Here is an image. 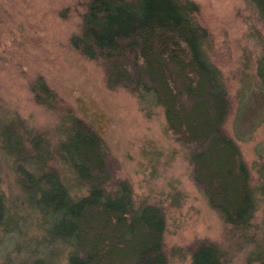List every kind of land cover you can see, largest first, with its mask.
Segmentation results:
<instances>
[{"label":"rangeland","instance_id":"374dc122","mask_svg":"<svg viewBox=\"0 0 264 264\" xmlns=\"http://www.w3.org/2000/svg\"><path fill=\"white\" fill-rule=\"evenodd\" d=\"M90 1L0 0V264H69L71 256H77L73 237L53 236L49 231L53 218L44 215L17 184L22 172L38 168L34 176L50 171L73 203L86 199L91 187L78 181L73 169L49 150L61 154L59 146L76 125L99 141V150L107 157V193L116 190L117 181L126 190L122 194L134 214L141 217L146 208L157 212L165 264H191L187 250L196 244L211 247L222 264H264V256L258 257L264 254V195L260 192L264 180V23L255 9L245 0H184L195 5L191 21L202 37L207 65L220 75L229 102L222 129L235 143L247 172L254 210L249 225L242 227L209 205L198 177L195 181L197 168L190 161L185 137L175 133L173 128L180 127L172 128L169 122L190 93L172 80L178 68L172 73L171 67L162 66L166 68L163 80L174 91L161 88V99H154L151 93L132 92L129 83L117 86L118 77H110L103 61L72 47ZM186 72L179 71L180 77ZM188 77L191 86L196 88L198 82L203 87L202 92H193L199 103L197 116H203L210 107L206 97L210 90L201 77L190 72ZM39 85L54 99L45 93L43 99L37 98L42 92ZM178 92L186 95L180 99ZM161 100L169 102L168 112ZM9 118L13 123L6 125ZM9 130L17 133L13 140L3 136ZM30 136L41 139L36 150L30 147ZM16 144L20 145L17 151L30 158L28 164L26 158L14 166L6 160L5 149ZM42 161L45 166L39 169ZM205 177H200L203 187L209 184V174ZM216 200L220 207L225 205L223 199ZM84 210L92 231L88 240L93 246L100 243L96 236L102 238L100 251H95L96 258L105 256L99 264H132L131 252L137 248L124 250L123 245L112 254L107 235L100 233L101 219L96 222L97 217L103 218L101 209ZM138 224L135 244L148 239L147 229Z\"/></svg>","mask_w":264,"mask_h":264},{"label":"trees","instance_id":"16d2710c","mask_svg":"<svg viewBox=\"0 0 264 264\" xmlns=\"http://www.w3.org/2000/svg\"><path fill=\"white\" fill-rule=\"evenodd\" d=\"M245 1L255 9L264 23V0ZM194 6L184 0H91L83 16L82 30L71 40V45L82 55L103 61L110 77H118L116 80L120 83L117 86H127L126 83H129L127 87L131 88L132 92L151 93L154 99H161L159 92L162 90L174 91L168 87L165 79L163 80L161 73L166 68L163 69L162 66L171 67L168 70L172 73L173 69L178 68L172 80L176 79L182 83L184 92L190 93L189 97L185 98L184 107L175 112L169 122L172 128L180 127L173 128L175 133L185 137L190 161L197 168L195 181L197 183L198 177V184L207 195L209 205L221 212L228 221L240 223L244 227L249 225L254 210L253 196L248 189L247 172L239 161L238 149L222 129L229 102L220 83V75L207 65L202 49V37L198 27L191 21ZM167 56L169 60L164 61ZM186 70L205 80L206 88L210 90L206 93L210 107L204 111L203 116H197L199 103L197 105V97L193 93L202 92L203 87L201 88L200 84L198 86V82L196 88L191 86L192 78L188 77L189 72L180 77L179 71L185 74ZM39 89L42 92L37 98L43 99L41 96L45 93L49 100L54 99V95L48 92L44 85H39ZM184 92L175 94L181 99V96L186 95ZM41 103L44 105L43 101ZM159 103L168 112L169 102L161 100ZM12 123L13 120L9 118L5 124ZM72 130L65 142L59 146L61 154L57 149L53 152L51 148L49 150L51 154L60 156V163L73 169L78 181H84L91 187L86 199L77 203L70 201L57 177L50 171L43 172L42 177H35L38 168L30 169L29 172H22V177L17 180L22 192L29 199L33 198L36 207L49 219L53 218L54 223L49 227L51 234L62 238L73 237L77 256H71L69 264H99L105 257L98 259L95 254L102 244V238L96 236V243H100L93 246L88 240L92 231L88 225L90 219L88 220L84 210L86 207L101 209L102 212L98 211L102 213L103 218L97 217L96 222L101 219L100 233L107 235L108 249L112 254L117 253L116 250L123 245L124 250L134 245L137 249L131 252L134 257L132 264H136L134 261L140 264H165L166 256L160 242L162 223L158 221L155 209L146 208L141 217L134 214L130 209L129 200L122 194L126 190L117 181L116 190L107 193V157L99 150V141L82 126H73ZM7 132L10 134L3 136H9L10 140L14 139V133L17 134L11 130ZM28 139L33 150L42 143L41 139L35 136ZM17 144L5 149L6 160L13 162L14 166L19 164L22 158H26L24 163L28 164L30 158L17 151L20 146ZM40 163L43 164V161ZM44 166L45 164L41 165L39 169ZM203 174H206L205 178L209 174V184L204 187L200 184ZM210 177L219 181V184L214 185ZM260 192L264 195V180ZM216 198L223 199L225 205H217ZM2 208L0 206V215ZM125 214L129 216L125 218ZM91 220L94 223L95 220ZM138 223L147 229L148 239L135 244L139 237L136 233ZM121 227H124L123 232L119 231ZM86 247H90V250ZM187 251L191 264H222L220 255L203 244L191 246ZM263 256L264 254L258 257ZM124 261L128 263L130 258Z\"/></svg>","mask_w":264,"mask_h":264}]
</instances>
